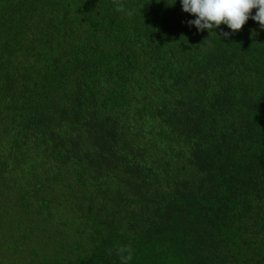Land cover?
Returning <instances> with one entry per match:
<instances>
[{
  "label": "trees",
  "instance_id": "16d2710c",
  "mask_svg": "<svg viewBox=\"0 0 264 264\" xmlns=\"http://www.w3.org/2000/svg\"><path fill=\"white\" fill-rule=\"evenodd\" d=\"M194 18L0 0V264H264V29Z\"/></svg>",
  "mask_w": 264,
  "mask_h": 264
},
{
  "label": "clouds",
  "instance_id": "9594fccd",
  "mask_svg": "<svg viewBox=\"0 0 264 264\" xmlns=\"http://www.w3.org/2000/svg\"><path fill=\"white\" fill-rule=\"evenodd\" d=\"M180 4L184 12L195 16L188 24L198 31H210L224 24L235 32L249 18L259 22L264 29V0H180ZM253 9L255 14H252Z\"/></svg>",
  "mask_w": 264,
  "mask_h": 264
}]
</instances>
